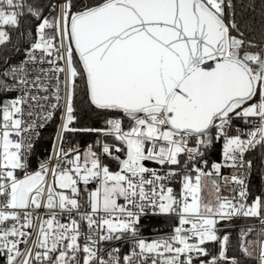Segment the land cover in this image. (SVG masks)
Masks as SVG:
<instances>
[{
    "label": "snow or ice",
    "instance_id": "1",
    "mask_svg": "<svg viewBox=\"0 0 264 264\" xmlns=\"http://www.w3.org/2000/svg\"><path fill=\"white\" fill-rule=\"evenodd\" d=\"M254 181L264 0H0V264H264Z\"/></svg>",
    "mask_w": 264,
    "mask_h": 264
},
{
    "label": "trees",
    "instance_id": "2",
    "mask_svg": "<svg viewBox=\"0 0 264 264\" xmlns=\"http://www.w3.org/2000/svg\"><path fill=\"white\" fill-rule=\"evenodd\" d=\"M51 133V129H49L48 133H46V140H47V136ZM216 153H213L210 157V159H216ZM253 191L256 192V194H259V192L257 191V189L260 190H264V186L260 185L257 181L253 182ZM152 224L156 225L157 227L162 228L163 230L167 231L169 224L165 223L163 220L157 219L152 221ZM145 233H148V230H145Z\"/></svg>",
    "mask_w": 264,
    "mask_h": 264
},
{
    "label": "built area",
    "instance_id": "3",
    "mask_svg": "<svg viewBox=\"0 0 264 264\" xmlns=\"http://www.w3.org/2000/svg\"><path fill=\"white\" fill-rule=\"evenodd\" d=\"M227 171V170H226ZM145 235H148V233H145Z\"/></svg>",
    "mask_w": 264,
    "mask_h": 264
}]
</instances>
